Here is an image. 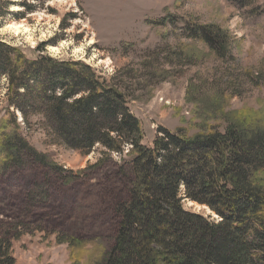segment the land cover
Returning <instances> with one entry per match:
<instances>
[{
  "label": "rangeland",
  "instance_id": "obj_1",
  "mask_svg": "<svg viewBox=\"0 0 264 264\" xmlns=\"http://www.w3.org/2000/svg\"><path fill=\"white\" fill-rule=\"evenodd\" d=\"M20 23L26 32L6 28ZM204 26L224 30L227 45L212 50L189 37L191 28ZM0 42L31 60L80 61L112 78L145 146L160 128L192 137L264 125V0H0ZM4 86L2 77L1 106ZM16 114L37 152L79 176L63 183L38 163L0 175V219L25 224L12 242L16 264L31 255L71 264L72 249L83 263L105 255L128 198L130 147L104 156L97 145L84 154L54 142L37 115L25 125ZM98 159L105 162L95 167ZM183 207L216 220L205 205L186 200ZM66 236L85 242L70 248L58 241Z\"/></svg>",
  "mask_w": 264,
  "mask_h": 264
},
{
  "label": "trees",
  "instance_id": "obj_2",
  "mask_svg": "<svg viewBox=\"0 0 264 264\" xmlns=\"http://www.w3.org/2000/svg\"><path fill=\"white\" fill-rule=\"evenodd\" d=\"M189 31L212 50L229 40L217 27ZM2 77L0 175L38 163L55 170L63 183L79 177L29 144L16 112L25 125L37 115L54 142L84 154L98 145L104 156L127 146L133 155L128 198L118 207L111 246L87 263L72 249L71 264H264V125H230L224 132L192 137L160 128L145 146L120 84L83 62L31 60L0 42ZM104 162L98 159L94 166ZM186 200L207 206L216 220L186 210ZM24 225L0 219V264H16L12 242ZM66 237L58 241L70 248L85 242Z\"/></svg>",
  "mask_w": 264,
  "mask_h": 264
},
{
  "label": "crops",
  "instance_id": "obj_3",
  "mask_svg": "<svg viewBox=\"0 0 264 264\" xmlns=\"http://www.w3.org/2000/svg\"><path fill=\"white\" fill-rule=\"evenodd\" d=\"M37 257L35 256H29L28 257V261L26 264H58V263H55V261H53L51 258H48V257H41V261L38 262V258L36 260ZM66 258H67V255H66ZM69 258V257H68ZM52 261V262H51ZM63 264H68V263H63ZM69 264H70V261H69Z\"/></svg>",
  "mask_w": 264,
  "mask_h": 264
},
{
  "label": "bare ground",
  "instance_id": "obj_4",
  "mask_svg": "<svg viewBox=\"0 0 264 264\" xmlns=\"http://www.w3.org/2000/svg\"><path fill=\"white\" fill-rule=\"evenodd\" d=\"M6 28L11 29L14 33L26 32L28 29L23 24L7 25Z\"/></svg>",
  "mask_w": 264,
  "mask_h": 264
}]
</instances>
